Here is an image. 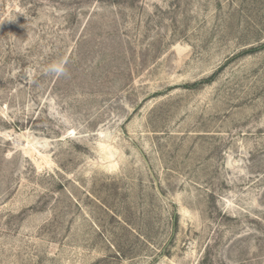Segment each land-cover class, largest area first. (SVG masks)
Instances as JSON below:
<instances>
[{
    "label": "rangeland",
    "instance_id": "1",
    "mask_svg": "<svg viewBox=\"0 0 264 264\" xmlns=\"http://www.w3.org/2000/svg\"><path fill=\"white\" fill-rule=\"evenodd\" d=\"M0 264H264V0H0Z\"/></svg>",
    "mask_w": 264,
    "mask_h": 264
},
{
    "label": "clouds",
    "instance_id": "2",
    "mask_svg": "<svg viewBox=\"0 0 264 264\" xmlns=\"http://www.w3.org/2000/svg\"><path fill=\"white\" fill-rule=\"evenodd\" d=\"M66 61L60 60L57 62L52 63L48 66L46 71H48L51 74H55L57 76L66 74V67H65Z\"/></svg>",
    "mask_w": 264,
    "mask_h": 264
}]
</instances>
